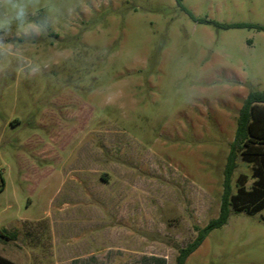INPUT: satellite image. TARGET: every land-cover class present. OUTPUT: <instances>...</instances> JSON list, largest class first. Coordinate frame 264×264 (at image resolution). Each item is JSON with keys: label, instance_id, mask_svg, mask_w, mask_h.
<instances>
[{"label": "rangeland", "instance_id": "1", "mask_svg": "<svg viewBox=\"0 0 264 264\" xmlns=\"http://www.w3.org/2000/svg\"><path fill=\"white\" fill-rule=\"evenodd\" d=\"M28 18L39 34L0 31V229L18 234L0 254L176 264L219 216L240 108L264 92V0H38ZM263 214L232 211L186 264H264Z\"/></svg>", "mask_w": 264, "mask_h": 264}, {"label": "trees", "instance_id": "2", "mask_svg": "<svg viewBox=\"0 0 264 264\" xmlns=\"http://www.w3.org/2000/svg\"><path fill=\"white\" fill-rule=\"evenodd\" d=\"M188 12L194 17L193 13ZM248 25V24H242ZM260 30L263 25L250 24ZM264 92L251 90L245 98L238 115V124L234 140L231 143L230 153L225 167V189L222 196L221 210L218 217L211 219L208 224L199 228L196 238L181 247L176 258V264H186L189 256L196 251L209 233L222 225L229 218L232 211H244L254 215L264 210V154L250 153L252 148L264 146ZM239 158L251 165V174L242 172L237 178V191L232 193L230 181L233 172L238 167ZM1 176V175H0ZM253 179L251 186L249 180ZM5 187V180L0 182V191ZM264 219V214L262 216ZM17 232L0 229V237L16 240ZM0 264H19L0 254Z\"/></svg>", "mask_w": 264, "mask_h": 264}, {"label": "clouds", "instance_id": "3", "mask_svg": "<svg viewBox=\"0 0 264 264\" xmlns=\"http://www.w3.org/2000/svg\"><path fill=\"white\" fill-rule=\"evenodd\" d=\"M38 0H0V31H11L12 25H17V30L28 34L36 32L39 34L40 25L29 20V8L34 7ZM0 52L12 55L11 49L0 42ZM17 59H23L17 56Z\"/></svg>", "mask_w": 264, "mask_h": 264}, {"label": "crops", "instance_id": "4", "mask_svg": "<svg viewBox=\"0 0 264 264\" xmlns=\"http://www.w3.org/2000/svg\"><path fill=\"white\" fill-rule=\"evenodd\" d=\"M17 238H18V236H17ZM11 260H13V259H11ZM13 261H15V262H17V263H19V264H24L23 262H21V261H19V260H13Z\"/></svg>", "mask_w": 264, "mask_h": 264}, {"label": "built area", "instance_id": "5", "mask_svg": "<svg viewBox=\"0 0 264 264\" xmlns=\"http://www.w3.org/2000/svg\"><path fill=\"white\" fill-rule=\"evenodd\" d=\"M0 175H1V171H0Z\"/></svg>", "mask_w": 264, "mask_h": 264}]
</instances>
